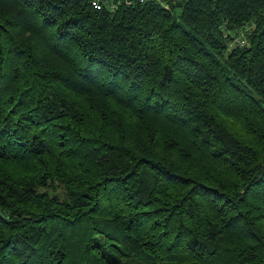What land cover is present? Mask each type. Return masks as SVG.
<instances>
[{
	"label": "trees",
	"instance_id": "obj_1",
	"mask_svg": "<svg viewBox=\"0 0 264 264\" xmlns=\"http://www.w3.org/2000/svg\"><path fill=\"white\" fill-rule=\"evenodd\" d=\"M0 264H264V0H0Z\"/></svg>",
	"mask_w": 264,
	"mask_h": 264
},
{
	"label": "built area",
	"instance_id": "obj_2",
	"mask_svg": "<svg viewBox=\"0 0 264 264\" xmlns=\"http://www.w3.org/2000/svg\"><path fill=\"white\" fill-rule=\"evenodd\" d=\"M135 1L136 0H91V5L97 11H103V10L116 11L121 5L132 6ZM240 44L244 45L245 42L240 41Z\"/></svg>",
	"mask_w": 264,
	"mask_h": 264
},
{
	"label": "rangeland",
	"instance_id": "obj_3",
	"mask_svg": "<svg viewBox=\"0 0 264 264\" xmlns=\"http://www.w3.org/2000/svg\"><path fill=\"white\" fill-rule=\"evenodd\" d=\"M230 48H231V46H230Z\"/></svg>",
	"mask_w": 264,
	"mask_h": 264
}]
</instances>
